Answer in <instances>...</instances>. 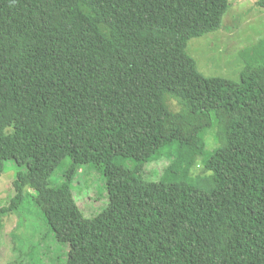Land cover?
Masks as SVG:
<instances>
[{"label":"trees","instance_id":"1","mask_svg":"<svg viewBox=\"0 0 264 264\" xmlns=\"http://www.w3.org/2000/svg\"><path fill=\"white\" fill-rule=\"evenodd\" d=\"M234 5L0 0V178L23 167L0 229L32 188L74 246L62 264H264V37L241 51L240 81L187 51ZM88 163L109 180L93 216L73 190Z\"/></svg>","mask_w":264,"mask_h":264},{"label":"rangeland","instance_id":"2","mask_svg":"<svg viewBox=\"0 0 264 264\" xmlns=\"http://www.w3.org/2000/svg\"><path fill=\"white\" fill-rule=\"evenodd\" d=\"M232 1L235 5L227 11L223 27L192 38L187 51L205 75L226 76L240 81L241 71L246 65L241 51L264 37V7L257 4L258 0ZM127 164H132V160H128ZM163 164H148L144 174L159 179ZM21 170L23 167L16 162L7 161L0 178L1 205L8 204L15 195L14 181ZM197 171H201L200 165ZM64 173L65 168L59 167L53 174V183L62 182ZM108 185L107 175L92 163L82 166V171L73 181V190L86 216L98 214L109 204ZM35 194L34 189L28 188L23 211L1 216L0 264H19L21 251L25 254L23 264H62L74 250L73 244L56 237L36 204Z\"/></svg>","mask_w":264,"mask_h":264}]
</instances>
